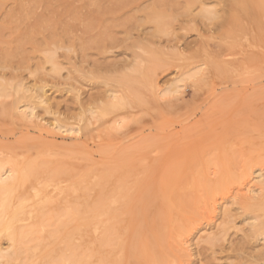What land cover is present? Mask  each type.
Returning a JSON list of instances; mask_svg holds the SVG:
<instances>
[{"label": "rangeland", "instance_id": "374dc122", "mask_svg": "<svg viewBox=\"0 0 264 264\" xmlns=\"http://www.w3.org/2000/svg\"><path fill=\"white\" fill-rule=\"evenodd\" d=\"M1 89L0 172L36 174L13 202L33 244L101 202L128 240L161 239L159 264H264V215L245 208L264 195V0H0Z\"/></svg>", "mask_w": 264, "mask_h": 264}, {"label": "bare ground", "instance_id": "6f19581e", "mask_svg": "<svg viewBox=\"0 0 264 264\" xmlns=\"http://www.w3.org/2000/svg\"><path fill=\"white\" fill-rule=\"evenodd\" d=\"M0 91H4V90L1 89ZM109 108H110V110H107L106 108L102 109L103 111L101 110L102 111L101 112V118L102 119H107L108 116L110 117V115L112 116V114H115L114 112L111 113V109L113 111H116V112L120 111V110L121 111L124 110L123 109L124 104L121 103L119 100L115 99ZM227 153H226V155H224L225 157L223 156V158H222L223 159L222 164L227 159L226 158ZM218 156H219V158H221L220 154ZM219 158H218V160H216L217 162L221 161V159H219ZM253 158H251V160ZM214 159H216V158L215 157L213 158V161L215 162ZM258 159H260V158H258ZM251 160L248 159V161L252 162ZM248 161L245 163L247 164ZM230 162H231V159H230ZM262 162L264 163L263 160H262ZM218 164H220V163H218ZM229 164H230V167H233L232 166L233 163H232V165H231V163H229ZM226 167L228 168V166H226ZM243 167H244V165H243ZM3 168H4V165L0 161V171L1 170L3 171L4 170ZM229 170L231 171L232 169H229ZM246 170H248V169L243 170L244 173L246 172ZM227 171H228V169H227ZM1 172H0V210H1V212H0V238L2 237L3 234H5L6 238L8 240V243H10V245H9V249H3V247L0 245V264H10V262L13 259L20 257L23 252H28V251H32L31 255H30V264H35L33 259L40 256V254H39V256L37 255V251L42 252L41 257L45 256L44 259L50 260V261H51V259H53V253L56 251L57 252V261H56L57 264H108V259L110 261V258L107 255V253L110 251H112V252L118 251L119 253H122L123 256L125 255V257H128V259L131 258V256L138 257L140 255V253L145 254L144 256H147L146 254L149 253V255L147 256L149 258L148 263H146L147 259H145V258H144V260L141 259V261H144V263H146V264H150V263L151 264H159L157 262L158 261L157 259L159 258V254L157 252L158 250H155L154 246H156L157 245L156 243L159 242V240H161V239H159V240L157 239V241L155 239V241H156V243H155V241H153L154 235L153 236L148 235V237H147L148 239L143 238V240H142L140 238V236H137L135 240H132V241L128 240V239H130V238L127 239V237L129 236V232L125 231L126 230L125 228H123V230H124V232H123L122 230H120L121 229L120 227H117L118 226L117 225L118 219L116 216H113L114 215L113 213H115V212H112L113 215H111L110 209L107 210V206L104 203L101 204V202H99V203L96 202L95 204L92 203L93 206L90 205L91 203H89V202H85L86 204L82 203V202L78 203L80 205L82 204L83 205L82 207H84V208L82 210L81 208H79L80 205H76L77 207L73 210V213L69 214L67 221H69V223H71L72 227L68 228L67 225H63L62 231L59 233H56L57 246L54 247L53 245H50V244H44L43 245L42 242L33 244L34 241L35 242L37 241L36 234L32 233V232H26V233L21 232L16 227V224L20 220L19 219L20 213L17 212L15 210V208L13 207V202L15 201L14 195L17 194L16 193L17 189H19L21 186H23L25 181H30L32 178H34V176L36 174L33 173L34 174V176H33L32 174H30V173H32L30 171V173H28L27 175H23V174L22 175H19V174L12 175L11 173H13V171H8L9 172L8 176H6L7 174H2ZM224 172H226V171H224ZM202 175L203 174H201V177H202ZM238 175L239 174H237L236 177H239ZM243 177L245 178L246 176L243 175ZM222 178L223 177H221V179ZM229 178H231V177H229ZM226 179H228V178H226ZM232 179L234 180V178H231V180ZM204 181L205 180H203V182ZM218 181L220 182V180H218ZM223 181L225 182V180H223ZM234 182H235V180H234ZM238 182L239 181H237L236 183H238ZM206 183H207L206 186L210 185V186H208L210 188V190L211 189L213 190V188L216 186V184L213 185L211 183V181H210V183H211L210 184L208 182V180H206ZM230 183L233 184L232 181ZM208 187H206L207 190H209ZM81 188H84V187L82 186ZM79 189H80V187H79ZM79 189L77 188V190H79ZM81 190H83V189H81ZM210 192H212V191H210ZM34 197H35L34 200L36 201V205L48 206L51 202L48 197L42 196L40 194H35ZM259 199H261V198H259ZM210 200H212V199H210ZM177 201H178V199H175V201H173L174 205H175V202H177ZM252 201H253L252 203H256V202H254L255 200H252ZM116 202H118V201H116ZM113 203H114V201L111 202V204H113ZM115 205L116 204H114V206ZM118 205L116 207H118ZM176 205H177V203H176ZM109 206L110 205L108 204V207ZM65 207H66V209H69L71 206L69 207L68 205L67 206L65 205ZM254 207L256 209L255 212H257V210H258L259 214L263 213V215H264V195H263V198L261 199V201L258 204H256V206L249 204L245 208L248 211H251V213H252V211L254 212V210H255V209H253ZM111 211H113L112 208H111ZM257 217L261 218L260 215H258ZM176 219L179 220L180 218H177V217L174 219L172 218V221H170V223H169L170 227L168 228V231L169 230L171 232H172V230L177 231V229L182 227V224L180 221H179L180 227H179V225L176 226V223H178V220H176ZM165 228L167 229L166 225H165ZM254 228H255V230H254L255 233L257 232L260 234V232H261L264 234V220L262 222H260V224H257L256 226L254 225ZM89 231H91V233ZM181 231H183V230H181ZM164 232H167V230H165ZM177 232H175V233H177ZM49 233H50L49 236H51L52 232H49ZM87 233L88 234L90 233L89 235H91V236H89L88 240H84V238H85L84 236ZM168 234H169V232H168ZM149 236H152L153 240H152V237H150L151 238V240H150ZM174 236H176V235H174ZM160 237H162V236H160ZM85 239H87V237ZM119 239L121 240L120 243L118 242ZM91 242L97 243V245L90 247V244H91V246L93 245V243H91ZM153 243H155V244H153ZM41 247H42V249H41ZM54 248H56V250ZM127 250H130V252L126 255L124 253L127 252ZM125 257H124V259L122 258V256L119 258L121 259V261H123V260L125 261L126 260ZM133 260L134 259L132 258V262H133ZM112 261H114L113 258H112ZM124 261L122 263H124ZM140 263L141 262H139L137 264H140ZM44 264H49V263H44ZM127 264H129V263H127Z\"/></svg>", "mask_w": 264, "mask_h": 264}]
</instances>
